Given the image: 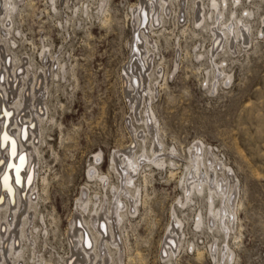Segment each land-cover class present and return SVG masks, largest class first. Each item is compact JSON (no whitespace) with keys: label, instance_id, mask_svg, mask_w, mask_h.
<instances>
[{"label":"rangeland","instance_id":"rangeland-1","mask_svg":"<svg viewBox=\"0 0 264 264\" xmlns=\"http://www.w3.org/2000/svg\"><path fill=\"white\" fill-rule=\"evenodd\" d=\"M14 1L13 39L6 46L9 60L16 57L32 77L43 71L49 74L42 99L46 117L36 129L40 128L41 136L32 149L34 177L38 178L35 187L41 198L38 212L45 221L34 220L40 233L35 252L46 264H64L70 256V225L78 216L79 199L85 194L95 199L98 194L108 205L105 197L113 201V188L128 186L116 172V167L122 172L120 159L128 157L136 143L133 153L147 151L151 156L146 104L128 96L133 89L127 68L138 30H134L132 12L140 0H55V6L50 0ZM192 1L178 22L174 12L179 11L178 1L171 0L165 23L154 33L149 31L151 44L158 45L151 49L146 71L157 94L150 109L166 161L177 165L142 164L135 180L142 191L138 213L118 225L120 252L113 249L115 264L228 262L221 253L212 260V245L219 251L227 245L233 252L234 259L225 264H264V0H240L238 7L229 3L223 10L225 20L231 15L240 18L245 11L253 13L248 20L251 39L245 48L234 46L227 55L216 53V62L230 78L220 77L216 84L209 62L213 49L209 37L200 31L195 37L191 32L192 7L198 0ZM210 1L202 0L206 13ZM51 65L54 70L58 66V77ZM136 135L149 137L143 143ZM195 146H202L207 166L208 159L215 166L221 162L238 181L239 207L234 230L227 238L220 230L208 229L211 219L204 200L194 198L179 209L185 166ZM93 169L96 174L90 180L88 172ZM170 171L175 172L172 178ZM102 175L110 179L106 189ZM143 177H148L146 184ZM173 209L184 225L183 247L173 257L164 258ZM198 215L203 223L199 228ZM198 251L203 254L201 259Z\"/></svg>","mask_w":264,"mask_h":264},{"label":"bare ground","instance_id":"bare-ground-1","mask_svg":"<svg viewBox=\"0 0 264 264\" xmlns=\"http://www.w3.org/2000/svg\"><path fill=\"white\" fill-rule=\"evenodd\" d=\"M176 1H178L179 11L178 13L174 12L175 16L177 14L176 19L179 22L180 19H184L183 13L187 9L185 6L189 0ZM170 2L171 0H140L139 5L132 12L134 30H138L135 34L131 62L127 68L130 88L133 89V93L128 94V96L137 103L142 99L143 103L146 104L145 123L152 139V148L149 151L151 156L148 155L147 151L138 154L133 153L134 149L137 148L136 143V147L131 151L129 150L128 157L123 156L120 159L122 172L117 167L116 172L119 174V180L125 181L128 186L122 185L113 188V201L111 202L108 197H105L109 202L108 205L106 202H102V198H99L98 194H95V199H92L90 194H85L79 199L78 216L70 225V237L68 239L70 256L64 264H115L112 260L113 251L120 252L118 225L129 215L138 213L142 191L140 186L136 187L135 180L142 164L151 163L158 168L164 166L172 168L177 165L173 160L166 161L165 153L162 151V143L158 137L156 122L153 120L150 109L151 102L157 94L155 88L151 86L153 83L150 84L147 81H151V78L146 77L152 54L151 49L158 46L151 44L152 37L150 35L154 33L153 31L159 24L165 23V18L169 16ZM239 2L240 0H211L208 13H206L207 7H204L202 0H198L192 7L194 16L192 35L199 36L196 31H200L201 34L204 33L209 37L210 46H213L209 55V62L212 65L214 75H216L215 84L218 83L220 77L222 80H230L224 69L216 62V53L221 52L223 55H227V50L232 51L234 46L245 48L250 44L251 25L248 20L253 17V13L245 11L242 17L236 18L231 15L229 19L227 18L228 20H225L223 14L229 3L237 6ZM50 3L55 6V0L52 2L50 0ZM16 8L17 5L14 0H0V138L3 135L2 142L0 140V264H46L45 259L35 252L36 240L40 233L39 227L34 224V220H40L41 223H45V221L38 212V201L41 198L35 187V180L38 178L35 179L34 177V170H36L34 169V159L36 156H34L32 149L35 148L37 140L41 136L40 128L39 130L36 129L44 121L42 99L46 89L48 72L43 71L39 76L32 77L29 70L19 66L20 62L16 57H12L13 61L10 62L6 46L9 44V40L13 39V32L11 31L13 30V12ZM237 11L236 9L235 14ZM149 31H151L150 34ZM186 32L187 29L183 31L184 34ZM48 53L49 51L46 50L42 54L44 60L47 59ZM54 65H51L50 69L53 75L58 77V66L54 70ZM136 105H133L134 108ZM136 137L144 143L149 136L139 137L136 135ZM9 145L11 146L10 150ZM25 153L28 154V159ZM174 153L173 150L171 154ZM8 161L10 164L7 168ZM12 162L18 164V167L14 169L17 181L16 179L13 181L11 177L13 174ZM112 162L117 166L115 157H113ZM214 162L208 159V167L202 154V146H195V153L190 155V160L185 166L186 173L182 181L184 198L178 204L179 209H185L193 202L194 198L204 200L211 219L208 229L211 231L216 229L218 232L220 230L223 237L227 238L230 232L234 230L236 208L239 207H237L236 202L238 199L236 192L238 181L223 163L220 162L215 166ZM7 171L8 173H6ZM169 173L172 178L175 172L170 171ZM94 174H96V169L88 172V179L92 180ZM100 177L105 188L110 179L105 175ZM143 178V182L146 184L148 177ZM8 180H11L10 185ZM6 181L8 185H6ZM46 181L42 178L43 183ZM4 188H7L9 196L3 191ZM216 203L219 205L218 208L215 206ZM171 216V225L169 224L168 233L165 234L162 253L164 258L173 257L183 247V222L177 216L175 209L172 210ZM197 217L196 226L199 228L203 223L201 215ZM33 230L37 232L36 237H33ZM189 245L190 250H192V245ZM216 246H211L212 260L216 261L217 255L220 253L222 257H227L226 259H229L230 262L234 259V254L227 245L223 246L224 248L220 251ZM202 255V252H197L199 259L203 257ZM30 259H32L31 262ZM219 262L215 264H219ZM228 262H224V264Z\"/></svg>","mask_w":264,"mask_h":264},{"label":"water","instance_id":"water-1","mask_svg":"<svg viewBox=\"0 0 264 264\" xmlns=\"http://www.w3.org/2000/svg\"><path fill=\"white\" fill-rule=\"evenodd\" d=\"M3 135H1V138H0V140H1V142H2V140H3V137H2ZM0 142V143H1ZM10 148H11V146L9 145V150H10ZM9 164H10V161H8L7 162V168L9 167ZM12 165H13V174H14V180L16 179V171L14 170V169H16L18 166H16V164H14L13 162H12ZM15 165V166H14ZM18 165V164H17ZM6 173H8V171L6 172ZM16 181H17V179H16ZM8 184L10 185V181L8 180ZM7 184V181H6V185H8ZM1 187H2V185H1ZM3 188V187H2ZM3 191H6L7 192V188H4L3 189ZM8 194V193H7ZM8 196H9V194H8Z\"/></svg>","mask_w":264,"mask_h":264}]
</instances>
